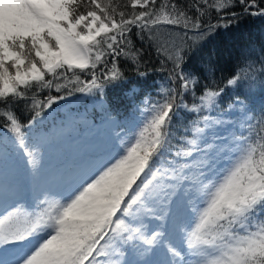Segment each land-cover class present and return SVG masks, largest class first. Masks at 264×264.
I'll use <instances>...</instances> for the list:
<instances>
[{
  "label": "snow or ice",
  "instance_id": "6c2138e0",
  "mask_svg": "<svg viewBox=\"0 0 264 264\" xmlns=\"http://www.w3.org/2000/svg\"><path fill=\"white\" fill-rule=\"evenodd\" d=\"M129 4L131 10L113 0H0V120L11 134L0 136V177L17 153L36 168L43 138L30 142V130L45 109L75 92L102 95L106 83L124 79L121 57L147 75L133 34L155 47L162 68L170 66V84L178 85L164 90L141 130L114 154L102 152L66 170L55 193L38 189L37 211L14 206L0 217V264H264V135L234 137L244 147L219 173L225 147L206 141L201 147L197 139L174 146L170 139L177 99L197 83L184 71L186 47L215 27L202 17L209 11L220 20L264 17V0ZM259 72L264 76V58ZM245 74L234 72L226 84L237 86ZM223 91L202 90L199 107H214ZM20 104L31 113L26 122L15 112ZM203 119L205 127L193 129L201 140L210 126ZM260 126L264 132V121ZM7 192L0 179V195ZM148 218L167 227L150 228ZM130 242L140 259L121 261V245Z\"/></svg>",
  "mask_w": 264,
  "mask_h": 264
},
{
  "label": "rangeland",
  "instance_id": "374dc122",
  "mask_svg": "<svg viewBox=\"0 0 264 264\" xmlns=\"http://www.w3.org/2000/svg\"><path fill=\"white\" fill-rule=\"evenodd\" d=\"M85 79H87V76ZM134 91L135 88L132 89V92ZM130 95L134 97L131 93ZM100 96L102 95L95 93V91L93 94L80 93L79 96L73 97V99L64 103L58 109L46 110L44 117L30 130V142L32 136L43 138V143L37 151L36 168L33 169L29 166L26 163V158L17 153L10 157L5 176L0 177V179L6 181L8 187L7 194L0 195V217L6 215L14 206H21L26 201L29 202L28 205L31 206L33 212L37 211L39 200L43 198L38 196V189L50 188L55 193L58 190L56 178L66 170L72 169L82 160L102 152L114 154L117 151V146L130 141L141 130L145 121L150 118V110L154 105L151 101H159V98L155 99L150 95L140 98L138 103L135 106L133 105V111H130L129 116H126L127 118L121 122V118H114L108 115L105 101ZM179 103L185 109L184 105L181 102ZM217 104L214 107H199V101L197 106L200 111L203 110L202 114L195 122L191 123L188 128L189 133L181 137V139L184 138L185 147L188 146L186 143L188 139H197L201 147H204V141L214 144L215 148L225 147L226 150L221 153L216 165L217 170L218 164L225 159V162L220 164L223 166L222 170H224L230 166L231 162L235 161L239 156L240 150L244 147L234 137H247L249 141H252L257 139V136L254 132H251V128L247 129V125L244 123L245 120H247V123L251 120L249 112L246 111L245 102L240 105L230 104L223 111H217ZM192 107L190 106L187 110H191ZM198 112H193V114L198 115ZM205 116L209 118L208 123L210 126L205 128L203 140H201L199 136L193 134V129L196 126L205 127L203 119ZM215 121H220L221 123L217 124ZM4 135L10 136L11 134L6 131L5 127H2L0 128V136ZM87 135L89 146L75 151L73 144L86 140ZM260 135H264V132ZM225 140H227V145L224 143ZM39 180L41 182H38L36 186L32 184ZM195 203L199 204L200 201L197 200ZM145 223H148L150 228H155L158 224H165V227H167L165 222H158L151 218L146 219ZM121 248L124 252V255L119 257L121 261L140 259L138 255L134 254L132 242L127 245H121ZM182 251L187 253L186 245L182 248ZM163 258L160 256L149 257V259L153 260ZM189 259L195 258L186 257V260Z\"/></svg>",
  "mask_w": 264,
  "mask_h": 264
},
{
  "label": "trees",
  "instance_id": "16d2710c",
  "mask_svg": "<svg viewBox=\"0 0 264 264\" xmlns=\"http://www.w3.org/2000/svg\"><path fill=\"white\" fill-rule=\"evenodd\" d=\"M101 2L107 3V0H101ZM179 2L187 4L190 0H179ZM113 3L128 4V10H131L129 0H113ZM139 10L137 8V11ZM234 10L239 12V6ZM202 20L204 24L215 25V27L206 30L201 38L190 41V47H186L184 71L194 73L197 83L190 84L184 90L183 97L177 99L178 109L170 129L171 143L176 146L184 145V140L181 137L189 133V126L198 118L193 114V111H188L187 108L193 104H199V95L202 90L215 91L220 88H223L224 91L217 98V109L225 110L230 103L245 102L246 111L251 116L249 123L245 121L246 128H251V132H254L258 139L262 134L260 122L264 121V76L259 72L260 61L264 58V17L242 15L234 20H220L215 11H209L202 17ZM132 39L136 48L144 49L142 67L147 75L139 76L131 61L121 57L118 67L122 69L124 79L106 83L103 94L100 96L105 101L108 115L121 118V120L128 115L132 98L137 99V102L139 98L142 99L150 95L155 99L159 98L160 101L165 89L178 88V85L170 84V66L165 65L162 68L163 57L157 55L155 47H149L146 41L141 42L135 34ZM249 64L255 65L254 72L247 71ZM241 69L246 74L239 84L228 86L227 79L234 72H240ZM75 71L81 75V79L86 78V75L80 73V70ZM133 88H135L134 92H132ZM79 95V92H75L67 100L54 105L53 108L58 109ZM157 101L151 102L155 104ZM179 102L184 105L185 109ZM46 110L48 109H45V112ZM15 112L24 122L31 115L30 112L24 111L23 104L17 105ZM54 114L57 115L55 112ZM2 127H4V122L0 120V128Z\"/></svg>",
  "mask_w": 264,
  "mask_h": 264
},
{
  "label": "bare ground",
  "instance_id": "6f19581e",
  "mask_svg": "<svg viewBox=\"0 0 264 264\" xmlns=\"http://www.w3.org/2000/svg\"><path fill=\"white\" fill-rule=\"evenodd\" d=\"M88 135H90V134H88ZM88 135L86 136L87 138H86V140H83L82 142H75V144H73V149L76 151V150H78V149H81V148H83V147H88L89 146V140H88ZM94 137V136H93ZM223 162H225V159L223 160ZM223 162H221V163H223ZM221 163H219L218 165V169L216 170V172L217 173H219V172H221V170H222V167L223 166H221L220 164ZM225 164V163H224ZM49 180V179H48ZM38 182H41L40 180L39 181H36V183H32L34 186H36L37 185V183Z\"/></svg>",
  "mask_w": 264,
  "mask_h": 264
}]
</instances>
